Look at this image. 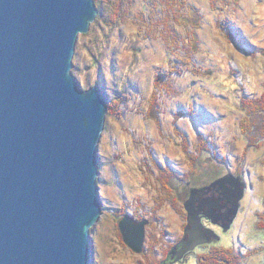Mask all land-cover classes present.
<instances>
[{"label":"rangeland","instance_id":"374dc122","mask_svg":"<svg viewBox=\"0 0 264 264\" xmlns=\"http://www.w3.org/2000/svg\"><path fill=\"white\" fill-rule=\"evenodd\" d=\"M98 2L72 68L109 98L94 264H158L184 238L179 194L220 170L241 172L247 197L222 241L207 233L196 247L225 245L189 264H264V0ZM114 214L153 220L145 250L124 242Z\"/></svg>","mask_w":264,"mask_h":264},{"label":"water","instance_id":"95a60500","mask_svg":"<svg viewBox=\"0 0 264 264\" xmlns=\"http://www.w3.org/2000/svg\"><path fill=\"white\" fill-rule=\"evenodd\" d=\"M98 14L95 0H0V264H94L109 99L98 84L82 89L72 68ZM188 212L192 250L215 233ZM119 227L141 252L144 223L126 216Z\"/></svg>","mask_w":264,"mask_h":264},{"label":"flooded vegetation","instance_id":"af4514ba","mask_svg":"<svg viewBox=\"0 0 264 264\" xmlns=\"http://www.w3.org/2000/svg\"><path fill=\"white\" fill-rule=\"evenodd\" d=\"M242 175L243 174H241V172L240 174H232L230 171L224 173V171L221 172L220 170L219 172H216L212 175L214 179L208 182L209 184L205 183L206 185H199L196 187L188 188V190H186L185 192V200H182V196L181 194H179V199L181 200V202H183L184 213L186 216L184 227L185 234L183 236L184 238H179V240L175 241L172 245L174 250L171 253L167 252L166 257L158 264H189L190 260H196L197 263L198 255L200 256L199 250H202L200 248L206 246H214V249H219V247H223V245H225L223 244L222 246H220L219 243H211L206 246L203 245L202 247H195L192 250H187V248L189 247L188 242L191 238H193V227L191 225V217L188 212V207L197 213V218L201 223L202 229L213 231L216 236L214 235L212 236V238H216L217 240H219L220 238V240L222 241L221 234L226 235L231 232L234 227V220L235 218H237L238 214H240L239 212L244 206L243 202L247 197L246 191L244 192V190L242 189L243 196L239 201L238 211L234 218V213L232 211L234 205H232V202L234 201L235 197L239 195V190L234 189L237 179H239L240 181L242 179L244 180ZM226 177L231 178L230 183H224L223 180L226 179ZM189 184L190 183L188 182V185ZM114 216L116 217V219H121V217L123 216L124 218L126 216H129L130 218H132L134 225L144 223V230L148 227H151L153 223V220H149V222L147 218H136L131 214H125L123 216L114 214ZM187 234H189V237H187ZM146 238L144 240L145 242ZM145 245L146 243L143 245V250H145ZM217 260L223 262L224 264H231L230 261L232 259L222 257Z\"/></svg>","mask_w":264,"mask_h":264},{"label":"trees","instance_id":"16d2710c","mask_svg":"<svg viewBox=\"0 0 264 264\" xmlns=\"http://www.w3.org/2000/svg\"><path fill=\"white\" fill-rule=\"evenodd\" d=\"M96 2H98L99 0H95ZM98 6H99V2H98Z\"/></svg>","mask_w":264,"mask_h":264},{"label":"bare ground","instance_id":"6f19581e","mask_svg":"<svg viewBox=\"0 0 264 264\" xmlns=\"http://www.w3.org/2000/svg\"><path fill=\"white\" fill-rule=\"evenodd\" d=\"M157 73V72H156ZM109 99V98H108Z\"/></svg>","mask_w":264,"mask_h":264}]
</instances>
